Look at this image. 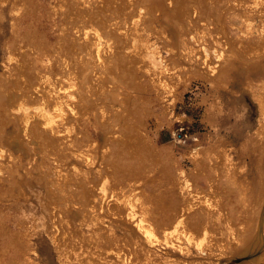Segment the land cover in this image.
Returning a JSON list of instances; mask_svg holds the SVG:
<instances>
[{"label": "rangeland", "instance_id": "1", "mask_svg": "<svg viewBox=\"0 0 264 264\" xmlns=\"http://www.w3.org/2000/svg\"><path fill=\"white\" fill-rule=\"evenodd\" d=\"M124 1L126 5L120 13ZM74 8L121 21L126 27L132 26L137 13L145 16L152 12L149 24L146 20L142 24L148 27L143 45H149L143 55L153 74L147 68L137 69L139 86L127 88L126 102L121 95L110 97L102 93L104 81L97 75L98 65H87L88 70L77 65V52L85 43L78 38L77 26L85 24L84 30L95 27L101 33L102 29L92 21L75 18L77 14L70 16ZM246 11L241 0H0V264H19L24 259L33 264H65L72 259L73 241L63 232L56 241L48 230L52 218L57 220V212L63 216L65 211L63 220L71 229L82 227L80 230L86 234L93 233L92 225L82 224L76 212L72 191L75 168L85 172L88 184L102 185L106 179L113 186L107 190V194L111 193L108 199L116 198L112 194L115 190L126 200L134 195L150 200V207L163 210L162 218L174 215L179 207L176 182L184 175L210 201L217 195L224 200L231 196L232 192L225 190V176H231L232 171L239 181L247 179L251 191L257 190L255 151L264 140V113L256 97L264 96V65H244L240 50H230L244 40L242 17ZM254 14L252 19L258 27L261 19ZM104 39L100 37L99 41L105 43ZM32 47L33 60L25 64L30 66L31 75L23 76L11 57ZM232 61L234 65L230 64ZM46 78H57L58 87L64 81L72 85L68 94L58 96L60 108L51 107L50 111L55 114V133L79 141L81 149L91 155L84 164L73 155L64 157L63 146H57L55 141L50 148L39 134L31 132L25 138L20 126L23 117L13 115L18 103L22 106L25 101L29 104L21 109L30 112L32 120L39 117L35 112L46 104L39 99L24 100L20 93L24 87L37 86ZM88 82L101 96L86 93ZM136 98L147 108L141 116L145 124L141 132L148 135L141 147L122 116L125 113L130 120L138 113ZM40 130L43 136L53 138V133ZM132 147L137 149L133 157L142 158L140 154L144 153L148 164L142 171L137 164H126ZM118 156L122 164L116 161ZM210 160L214 162L210 164ZM212 164L226 172L218 188H210L206 179L209 173L216 174L215 170L211 173ZM52 177L60 184L49 195ZM67 193H72V201ZM133 214L131 221L136 232L140 226L144 229L145 216L137 208ZM169 223L166 232L173 231L169 238L160 227L155 229L151 244H145L138 233L130 232L137 241L134 247L145 248L146 255L148 247H153L166 264H264V204L256 234L247 239L246 253L228 260L223 255L224 258L193 256L196 253L191 249L192 256L177 253L179 244L187 241ZM117 232L121 234L119 228ZM176 232L180 234L176 236Z\"/></svg>", "mask_w": 264, "mask_h": 264}, {"label": "bare ground", "instance_id": "2", "mask_svg": "<svg viewBox=\"0 0 264 264\" xmlns=\"http://www.w3.org/2000/svg\"><path fill=\"white\" fill-rule=\"evenodd\" d=\"M241 2L242 7L247 10L242 17L245 26L244 40L236 42L235 47L230 50L231 52L233 49L240 50V57L242 56L244 65H264V0H241ZM100 3L111 4L112 2ZM125 5L126 2L124 1L119 9L120 13ZM230 6L234 7L235 4L231 2ZM253 13H255V16H258V19H261L258 27H255L256 22L254 23L252 19ZM71 14H77L75 18L79 20L92 21L95 24H99L103 33L102 34L98 30L96 31L95 27H93L92 31H86L84 30V27H87L85 24L77 26L78 38L81 42H85L81 44L82 47L80 48L82 49L77 52V65H84L85 70L90 69V66L87 65H98L96 67L98 71L97 75L104 81L102 93L108 94L110 97L121 95L120 98H122L123 101L126 99L128 100L129 91L127 88L134 89L139 86L140 79L136 76L137 69L147 68L146 70L151 71V74H153L152 70L149 68L150 62L146 60L145 55H143V52L149 48V45H143L147 32L146 28L148 27H144L142 24L145 20L147 25L149 24L152 18V12H146L145 16L140 12L137 13L136 16H138V18L134 20L130 27H126L125 23H121V21L114 22L112 18L103 17L99 14L96 16L93 14L88 15L80 8H74L70 11V16ZM148 15L150 16L148 17ZM84 23L87 24V22ZM103 36L105 37L103 40L105 43L99 41V38ZM102 44H105V46L101 47ZM32 50L33 47L24 50L23 54L18 57H11V59L17 63L18 69L22 71L23 76L31 75L30 66L25 64L29 61L32 62ZM234 63L235 62L232 61L230 64L234 65ZM68 65H72V63H68ZM6 75L7 73H5L4 77H6ZM56 79L57 78H46L44 82H41L37 86L30 84V86L24 87L25 91H22L23 94L18 91V93L24 97V100L28 98L39 99L43 104H46V106L38 107L35 112L40 118L38 117L32 120L31 113L27 112L26 109H24L26 112L21 109L25 103L29 104L25 101L22 106L20 102L18 103V109L15 110L16 113H13V115L23 117L24 120L20 122V126L22 127L21 131L25 138H28L26 136H29L31 132H33L34 135L39 134V137L41 136L47 142V145L49 144L50 148L55 146V141L57 146H63L62 154L64 157L73 155V157L78 158L80 162L84 164L90 161L91 155L81 149V143H79V141H72L73 138L62 136L58 134V132L55 133V126L53 125L55 114L53 112V115L50 109L51 107L60 108L61 102L58 96L62 93L68 94L67 89L72 87L68 81H64L62 87H58V80ZM81 84L79 90L82 92ZM62 89L66 90L61 92ZM86 93L88 95L95 94L97 96L100 94L101 96V93L95 90L91 82H88ZM138 98L135 99L138 113L130 120L126 119L125 113H122V116L124 117L125 125L131 127L132 134L139 140L138 145L141 147L145 144V139L148 135L144 132V134H142L141 132V128L145 125L141 116L147 113V108L146 103H141L142 101L139 102ZM256 99L259 102L261 111L264 113V96H257ZM46 101L49 102L46 103ZM10 106H12V104L9 105V107ZM6 108V105H4L3 109ZM71 109H73V106H71ZM3 116H5V112ZM40 128L53 133V138L43 136V132ZM144 129L145 128H143V130ZM111 133L114 132H110L109 134ZM34 137L39 138L38 136ZM113 139H117V136L113 135ZM130 144H132V142ZM135 145L136 144H133V146ZM135 147L137 148V145ZM247 147L248 146H245L246 149ZM133 148L134 147L130 148V159L126 164H137L140 166L139 170L142 171L148 163L145 162L143 152L140 154L142 158L138 159L133 157L137 150ZM148 153L149 152H147V154ZM255 154L257 155V162L255 165L257 169V181H259L257 184L253 182L256 184L255 186H257L256 191H251L252 188L250 189L251 185L247 183V179L239 181L234 173L235 171H232L231 176H228L221 167H214L213 165L215 164H212L209 165L211 173L213 172L212 170H215L216 174L214 175L213 173L211 176L209 173L207 175L208 178L206 179L208 180L210 188H218L221 177L226 175L225 183L227 187L228 185L229 187H225V190L232 192L231 196L228 197L227 200H224L218 198L217 195L210 201L201 188H199L195 182H192L188 175H184L183 178L179 177L180 179L176 182L180 190L179 207L177 205V208L173 211L174 215L167 216V218L161 217L164 213L163 210L156 209V207L153 208L152 206L150 207V200H141L142 198L140 197L139 200L135 195L126 200L125 196L118 194V192H115L113 189L114 192L112 194L116 195V198L108 199L111 193L107 194V190H109V188L112 190L113 186L108 184L106 179L103 181L102 185L95 186L90 182L88 184L84 175L85 172H82L80 168H75L73 172H76L77 175L74 176L72 191H74L75 194L76 212H78L82 218L81 223L91 224L94 231L89 235L83 230H80L82 227L77 230L71 229L72 227L66 224L67 221L63 220V218H66L65 211L63 212V216L59 215L57 212L55 215L57 220L52 218V226L51 228L49 227L48 230L54 240L63 232L66 237L68 236L69 239L73 241V258L67 261L68 264H73V262L78 261L80 264H89L88 262H91V264H166V262L158 257L157 251L153 249V247L148 245V255L143 253L145 248L140 249L134 247V244L137 243L136 240H133L136 226L132 224L131 218L134 215V208H137L145 216L142 219L145 224L143 226L144 229L138 226L140 231L136 233L144 238L145 244H147V242L151 244V238L156 235L155 229L160 227H163L165 237L169 238V235L173 233V231L166 232L168 229L167 222L169 223L170 220L169 224L172 222L176 226L174 230L182 232L187 241V243L184 242L179 244V249L176 250L177 253L183 256H192V254H190V249L196 253V255L193 256H204V258L225 256L228 260L234 256L243 255L246 253L247 239L256 234V229L262 219L264 204V140L261 143V148H258ZM115 159L116 161L119 160L122 164L120 156ZM147 159L146 157V160ZM211 161L214 162V160H210V164L212 163ZM49 181L51 186L48 192L49 195H53L55 192L54 189H56V185L60 184V181H57L54 177L50 178ZM99 188H102V191H100ZM58 192L62 195L60 191ZM69 194L72 193H67L68 198L72 201V197L69 196ZM58 202L62 201L60 200ZM164 216L166 215L164 214ZM58 221H60V223H58ZM68 221L71 224L69 218ZM106 222L108 223L104 224ZM117 228L121 230V234H117ZM176 233H178L176 236L180 234L179 232ZM14 241L13 243L15 244ZM166 243L171 244L172 242L167 240ZM56 244L58 243L56 242ZM233 246L235 247L233 248ZM19 264L33 263L24 259L19 262ZM168 264L183 263H174L173 261V263L168 262ZM187 264H193V262Z\"/></svg>", "mask_w": 264, "mask_h": 264}]
</instances>
